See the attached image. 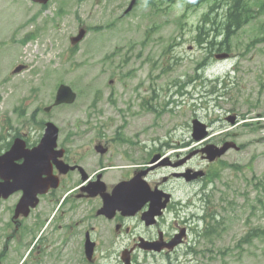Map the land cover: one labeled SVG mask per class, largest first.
<instances>
[{"label":"rangeland","instance_id":"1","mask_svg":"<svg viewBox=\"0 0 264 264\" xmlns=\"http://www.w3.org/2000/svg\"><path fill=\"white\" fill-rule=\"evenodd\" d=\"M10 1L0 0V83L7 77L0 84V134L8 137L17 128L25 130L22 122L26 117L53 102L57 83L69 84L78 93L74 104L52 110L50 117L57 118L61 126L76 119L82 125H95L127 108L137 115L141 113L140 99L150 97L155 88L153 103L165 110L156 116L144 111L143 119L131 118L130 125L151 127L154 137L163 138L171 132L170 137L189 139L191 121L199 118L210 127L209 140L218 142L236 133V141L243 146L222 157L239 167L220 170V177L202 191L207 202L200 203L201 209L192 208L202 214L210 200L209 211L213 216L218 213L220 223L210 229L207 241L196 245L202 253L207 249L205 256L184 261L264 264V234L248 235L250 230L264 229V10L231 38L230 56L219 59L216 55L223 51L208 41L213 39L215 47L222 45V29L217 24L227 10L225 3L205 22L210 3L204 0H198L199 4L197 0H158L156 7L148 0H136L127 15L124 11L132 0H52L46 8L28 0ZM83 27L86 37L73 45L71 37ZM34 32L40 42L38 53L30 48L34 41L23 42L22 47L18 43ZM199 38L207 42L202 46ZM16 63L25 64L26 70L8 75ZM229 74L233 75L232 85L222 89L218 84L212 95L216 79L224 80ZM41 78H45V87L39 85ZM178 83L185 85L183 96L176 94ZM97 91L101 97L93 108ZM111 93L116 95V104L108 101ZM180 97L182 104L177 106L173 101ZM230 113L245 116L249 122L259 117V123L232 127L225 119ZM30 135L36 138L38 133L30 131ZM188 188L181 187L179 193L185 194ZM197 194H193L196 201L202 199ZM15 201L2 203L0 214L10 211ZM195 237L193 233L194 241ZM18 245L10 242L14 252L4 264H14L20 258L15 253ZM184 250L180 255L185 256ZM115 258H101V262L112 264ZM165 260L149 257L145 262L168 264Z\"/></svg>","mask_w":264,"mask_h":264},{"label":"flooded vegetation","instance_id":"2","mask_svg":"<svg viewBox=\"0 0 264 264\" xmlns=\"http://www.w3.org/2000/svg\"><path fill=\"white\" fill-rule=\"evenodd\" d=\"M145 133L141 126L60 127L57 159L66 164L64 173L52 164L59 186L51 188L44 195L46 204L29 216L34 218L31 226L26 224L29 217L10 219L14 227L10 237L32 244L33 264H99V257H118L113 264H124L123 257L145 264L149 257H166L169 262L192 256L191 199L188 191L180 194L179 188L194 184L179 173L198 168L195 157H188L195 145L147 142ZM206 166L208 173L210 163ZM142 180L153 198L141 204L136 194L126 198L120 193L105 206V196L117 186ZM153 205L158 210L148 217ZM178 235L182 242L169 248L167 244ZM184 248L185 256L180 255Z\"/></svg>","mask_w":264,"mask_h":264},{"label":"water","instance_id":"3","mask_svg":"<svg viewBox=\"0 0 264 264\" xmlns=\"http://www.w3.org/2000/svg\"><path fill=\"white\" fill-rule=\"evenodd\" d=\"M42 2H47V0H39ZM134 2L130 5V10L133 7ZM84 35V31H81L80 36L77 38L80 39ZM22 67H18L16 71L21 70ZM64 95L66 99H64ZM75 95L72 93L69 87L62 86L59 91L58 95V102L63 100L72 101L74 99ZM233 120V119H232ZM53 127V126H52ZM205 125L200 123L198 120H195V138L201 139L206 135ZM56 140V129H50L48 135L43 141V144L41 147L35 151L38 150H44L49 144V147L55 145ZM231 144L226 143L222 148H217L214 150V146H209V152H210V160H214L216 157L223 155L229 148ZM17 151V148H14V152ZM39 154L36 153L34 157L29 158L28 155H26V162L23 166L20 167H14L11 164L8 163L6 158H3V161L0 162V173L2 174L3 178H5V182L0 184V194L3 193L4 196H8L11 192H13L16 189H23L25 191V195L23 197V202L25 205L29 204L30 198L34 199L36 197V194L38 190L36 189L33 194L31 192V186L33 184L37 183V171L39 169H42L44 166V161L39 159ZM2 166L5 168H2ZM200 174H203V172H200ZM13 178L14 183H11L8 181V178ZM178 241L174 240L171 242V246H174L177 244Z\"/></svg>","mask_w":264,"mask_h":264},{"label":"trees","instance_id":"4","mask_svg":"<svg viewBox=\"0 0 264 264\" xmlns=\"http://www.w3.org/2000/svg\"><path fill=\"white\" fill-rule=\"evenodd\" d=\"M204 2L210 3V11L204 15L206 22L212 20L210 14L212 15L220 4H226L227 10L223 16V20L217 24V27H221L222 33L224 34V39L220 47V49L224 50H229L231 47V38L264 10V0H257L259 3L253 0H204ZM199 28L201 29V27ZM204 32L206 33L205 29ZM216 174L218 173L215 172L214 175ZM260 233L264 234V229H253L249 234L251 236H260Z\"/></svg>","mask_w":264,"mask_h":264}]
</instances>
